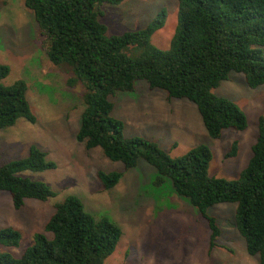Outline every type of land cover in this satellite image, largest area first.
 I'll list each match as a JSON object with an SVG mask.
<instances>
[{"label":"trees","instance_id":"1","mask_svg":"<svg viewBox=\"0 0 264 264\" xmlns=\"http://www.w3.org/2000/svg\"><path fill=\"white\" fill-rule=\"evenodd\" d=\"M124 0H24L33 11L49 59L71 67L85 88L84 110L78 139L89 149L100 147L112 161L126 169L140 159L153 165L158 174L153 186L187 198L207 220L211 246L221 234L217 218L208 209L218 203L236 202L235 223L245 238L250 254L264 264V119L252 146V156L237 179L210 174L213 158L204 143L183 156L173 157L147 137H128L123 122L115 118L114 100L119 92H133L139 80L152 89L161 88L169 97L195 103L206 130L219 138L225 129L245 130L248 117L233 100L218 96L213 89L231 72L245 75L247 84H264V0H179L178 23L169 49L151 41L165 22V12L143 29L108 35L101 21L105 2L119 5ZM140 53L131 56L128 50ZM10 68L0 63V128L13 126L24 117L36 122L24 79L5 85ZM235 142L227 156L237 154ZM56 167L47 152L31 145L26 157L0 164V191L11 194L14 206L21 208L27 198L47 200L55 196L42 180L19 175L25 170L41 171ZM105 189L115 187L122 171L99 170ZM165 191H161L163 194ZM52 233H36L34 244L21 256L0 250V264H104L115 251L121 227L108 215L95 216L81 198L68 195L55 204L45 224ZM21 232L14 227L0 229V244L18 246Z\"/></svg>","mask_w":264,"mask_h":264},{"label":"rangeland","instance_id":"2","mask_svg":"<svg viewBox=\"0 0 264 264\" xmlns=\"http://www.w3.org/2000/svg\"><path fill=\"white\" fill-rule=\"evenodd\" d=\"M102 9L100 19L107 25L108 35L143 29L165 12L164 25L151 41L159 48H170L179 0H124L119 5L105 2ZM43 40L34 13L24 0H0V63L10 68L3 83L11 85L24 79L36 115V122L22 117L15 125L0 128V164L26 157L33 144L56 163L54 168L18 173L47 182L55 196L47 200L27 198L21 208H16L11 194L0 191V229L14 227L21 232L18 246L0 244V250L21 256L34 244L36 233L52 237L45 224L55 204L75 194L89 212L97 217L108 215L122 229L115 251L104 264H259V256L248 252L237 229L236 202L218 203L208 209L221 229L212 247L211 229L201 212L187 198L165 191L169 181L161 188L153 186L158 174L153 165L140 159L136 167L126 169L121 161L106 157L100 147L89 149L78 139L85 88L81 82L69 83L74 77L71 67L53 63ZM128 53L136 56L140 51ZM213 92L233 100L246 113L245 130L229 128L219 138L211 137L195 103L171 98L164 89L150 88L146 80L137 81L135 91L112 97V115L123 122L126 136L150 138L173 157L207 144L213 153L210 174L237 179L253 154L260 119H264V84L252 88L243 73L233 71ZM235 142L237 154L227 156ZM101 169L122 171L123 176L115 187L105 189L97 176Z\"/></svg>","mask_w":264,"mask_h":264}]
</instances>
